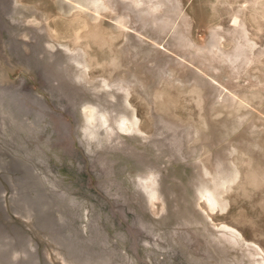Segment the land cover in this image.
I'll use <instances>...</instances> for the list:
<instances>
[{
  "label": "rangeland",
  "instance_id": "374dc122",
  "mask_svg": "<svg viewBox=\"0 0 264 264\" xmlns=\"http://www.w3.org/2000/svg\"><path fill=\"white\" fill-rule=\"evenodd\" d=\"M99 4L0 0V264H264V0Z\"/></svg>",
  "mask_w": 264,
  "mask_h": 264
},
{
  "label": "bare ground",
  "instance_id": "6f19581e",
  "mask_svg": "<svg viewBox=\"0 0 264 264\" xmlns=\"http://www.w3.org/2000/svg\"><path fill=\"white\" fill-rule=\"evenodd\" d=\"M100 1L101 0H77V3L81 7L88 8V9L93 10L94 12L98 13V11L101 7V4H99ZM96 110L97 109L95 107H92V106L86 107L84 110L87 120L92 124L95 123L96 117H97L96 115H98ZM121 127H123V129L126 131H132V130L134 131L135 129L139 130V128H137L136 124L134 125L132 123H125V121L122 122ZM225 185H226L225 183H223L222 185H217L215 190L207 189V190H205L204 193L201 194L203 202L205 204H207L209 206V208L212 209V211H214V210L216 211V209L219 211L224 210L220 205L219 199L222 197V193L224 192L223 188L225 187ZM151 195H152V198L155 200L157 193L153 192V194H151ZM222 230H223V232L229 233L230 237L232 239H234L236 242H240L241 240L242 241L244 240L242 235L238 231H236L234 228H232L228 225L223 224ZM262 260H264V259H262Z\"/></svg>",
  "mask_w": 264,
  "mask_h": 264
}]
</instances>
